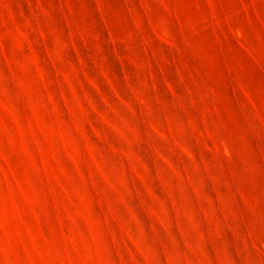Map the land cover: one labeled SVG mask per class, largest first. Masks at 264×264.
I'll use <instances>...</instances> for the list:
<instances>
[{
	"label": "rangeland",
	"instance_id": "rangeland-1",
	"mask_svg": "<svg viewBox=\"0 0 264 264\" xmlns=\"http://www.w3.org/2000/svg\"><path fill=\"white\" fill-rule=\"evenodd\" d=\"M0 264H264V0H0Z\"/></svg>",
	"mask_w": 264,
	"mask_h": 264
}]
</instances>
